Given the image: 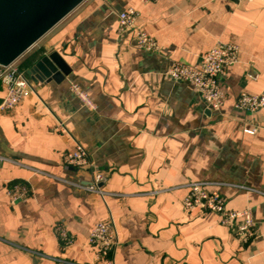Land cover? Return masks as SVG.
I'll return each mask as SVG.
<instances>
[{"label": "crops", "instance_id": "crops-1", "mask_svg": "<svg viewBox=\"0 0 264 264\" xmlns=\"http://www.w3.org/2000/svg\"><path fill=\"white\" fill-rule=\"evenodd\" d=\"M128 7L159 51L119 31L117 13ZM219 41L236 42L241 54L221 75L227 98L213 110L166 71L174 61L199 65ZM52 52L69 74L61 81L27 74L31 94L0 112V264H105L89 240L97 222L117 229L114 264H264V108H235L242 91L264 94V0H85L18 64L27 71ZM5 90L0 80V102ZM250 125L255 134L244 132ZM77 143L107 176L106 196L34 172L89 183L90 168L64 166ZM16 181L32 193L13 203L6 188ZM192 182L220 192L229 209L251 207V238L242 241L216 212L186 210Z\"/></svg>", "mask_w": 264, "mask_h": 264}, {"label": "built area", "instance_id": "built-area-1", "mask_svg": "<svg viewBox=\"0 0 264 264\" xmlns=\"http://www.w3.org/2000/svg\"><path fill=\"white\" fill-rule=\"evenodd\" d=\"M147 4L155 0H140ZM252 2L254 0H240ZM139 11L134 7H128L117 13L119 31H133L136 45L147 52L159 51L157 39L150 35L145 29L137 24ZM241 48L236 42L219 41L209 51L202 55L199 65L190 66L182 62L174 61L168 67L166 73L175 81H186L191 83L197 92L204 99L207 106L213 110H220L227 98L226 91L220 84V77L230 65L240 61ZM0 80L5 85V96L0 102V112H6L16 108L25 97L33 91L32 84L27 71L20 67L18 61L8 65L0 66ZM72 90L82 101L83 105L92 109L96 108L95 103L78 84H72ZM238 110L256 112L264 108V94L242 91L235 102ZM259 127L250 125L244 127V132L255 134ZM66 168H90L91 179L89 183L81 181H70L59 176L50 175L44 171L33 169L36 173L46 174L54 179L70 184L79 190L93 192L106 196L107 191L102 189V184L107 176L96 169L94 162L87 149L77 143L73 150L66 153L64 158ZM206 183H189V192L183 200L186 210H199L203 212H216L221 217V223L235 230L242 241H247L253 235L255 220L251 207L243 210H233L227 207L225 197L218 191L206 189ZM7 195L11 201L17 202L26 200L32 193L29 184L14 182L6 188ZM60 237L66 246L73 243L68 231L63 226L58 227ZM89 240L96 247V258L105 264H114L111 258V251L118 246L119 239L117 229L111 222H97L90 230Z\"/></svg>", "mask_w": 264, "mask_h": 264}, {"label": "water", "instance_id": "water-1", "mask_svg": "<svg viewBox=\"0 0 264 264\" xmlns=\"http://www.w3.org/2000/svg\"><path fill=\"white\" fill-rule=\"evenodd\" d=\"M84 1L0 0V66L18 61ZM69 72L58 52L39 56L27 68L36 80L61 81Z\"/></svg>", "mask_w": 264, "mask_h": 264}, {"label": "trees", "instance_id": "trees-1", "mask_svg": "<svg viewBox=\"0 0 264 264\" xmlns=\"http://www.w3.org/2000/svg\"><path fill=\"white\" fill-rule=\"evenodd\" d=\"M16 182H20V181H16Z\"/></svg>", "mask_w": 264, "mask_h": 264}]
</instances>
